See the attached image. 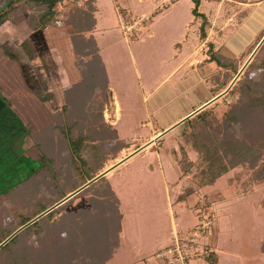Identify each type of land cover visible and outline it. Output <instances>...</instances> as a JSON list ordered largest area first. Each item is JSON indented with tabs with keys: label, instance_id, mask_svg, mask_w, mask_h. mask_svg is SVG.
Wrapping results in <instances>:
<instances>
[{
	"label": "rangeland",
	"instance_id": "374dc122",
	"mask_svg": "<svg viewBox=\"0 0 264 264\" xmlns=\"http://www.w3.org/2000/svg\"><path fill=\"white\" fill-rule=\"evenodd\" d=\"M110 2L111 4L108 3V6L104 7L109 14L107 17L110 27L106 28L104 33L97 34L98 42L104 49L103 58L108 73L106 86H109L112 92L109 100L104 101L102 114L103 118L115 127L118 137L126 142L125 146L120 150V144L117 142L111 146H102L101 139L93 137L90 144L96 146L95 157L83 162L77 171L72 172L74 164L70 162L71 155L69 153L68 156L63 150L67 141L54 131L55 133L49 136L48 144L54 146L53 154L57 152V146H60L62 160L59 158L56 163L60 171L53 172V176L56 174V177L51 179L52 183L49 186L33 185L32 193L37 191L36 194L25 193L23 188L16 187V195L15 189L13 191L10 187L23 175H27L30 166H25L22 171L10 169L7 174L1 171V174L6 176L0 175V192L11 189L3 195L9 194L11 197L2 202L5 205L2 209V217L7 220H19L35 213L40 203L46 202L47 197H50L48 202L64 194L59 199L63 198L77 187L67 192L69 189L86 179L101 165H104V169L153 139L149 145L105 175L110 183V189L120 201L118 208L123 214L122 229L118 232L120 244L105 264H134L135 260H137L135 264H161L155 257L157 245H166L168 241L170 243L175 231L181 233L193 230L194 225L199 221V216L201 217V209L213 219L212 232L196 234L192 236V240H187L188 250L190 253L195 252L193 255L190 254L191 264H212L207 254L210 251L215 252L213 250L215 241L218 246H222L220 260L217 256V264H264V251L260 250V241L264 237V180L253 179L252 168L237 164L216 180L199 185L200 181L198 178H191V173H183L179 177L181 171L176 161L177 157L183 155L180 144L184 146L190 159L196 158L197 155L190 143L185 141L182 122L154 139L160 129L178 121L213 97L214 88L219 87L224 80L226 69L218 66L215 61L207 59L208 42H213L214 48L223 54L236 58L239 64L238 70L242 67L263 36L258 39L264 29V15L257 10V7L261 6L264 0L248 3L236 0H208L203 7L210 18L205 38L200 37L198 25L201 18L191 23L195 15L191 13L189 5L194 3L193 0H178L184 5L181 16H175L171 7L161 5V8L153 13V21L150 22L152 20L150 16L148 21L142 22L145 28L139 24L135 35L128 39V42L124 40L113 3ZM72 7L65 0L61 1L58 5V19L50 26L65 29L66 25L63 21ZM141 7L143 6L139 9L145 8V6ZM122 9L133 17L140 15L126 8ZM145 9L148 11L151 7ZM243 10H246L247 14L239 19V14ZM148 25L152 29L151 35L146 34L150 30ZM84 34L91 36L87 31H84ZM184 40H189V44H185ZM24 45L22 46L27 58L32 59L34 57L32 40L27 38ZM74 57L75 63L77 62L74 69L76 67L80 73V69L83 68L82 61L91 56L75 53ZM249 62L242 68L230 88L243 76ZM260 70V67L251 68L250 75L257 77ZM28 82L31 84L30 81ZM68 88L64 89V94L61 90L57 91L53 102L50 101V97L48 106L53 109L63 107L62 112L64 106H67L65 113L68 112V120L64 122L70 123L72 120L75 122L77 119V125H67L70 128L72 126L73 130L78 125L87 129L88 125L82 122L78 115L82 111V105L86 109H97L103 89L95 88V92L73 97L76 101L70 103L66 96ZM229 90L208 104L212 105V111L217 117H222L229 103L237 98L238 92ZM98 91L101 92L100 95L89 96ZM114 98L118 102L117 110ZM41 104L43 105L44 102L41 101ZM59 114L60 112L54 114L55 122H58ZM63 115L66 118V114ZM2 121L5 123L4 120H0V123ZM86 133L93 135L92 129H88ZM31 140L26 139V148L31 144ZM90 147L88 144L85 155L91 152ZM25 153H29L27 149ZM115 154L117 156L111 158ZM17 156L19 155H16V158ZM16 160L14 159L10 166L16 167L17 163H20ZM103 182L100 181L96 185L104 186ZM96 185L88 187L73 198L71 196L69 200L66 199L68 201L63 205L64 209L68 211L88 206L90 203L88 195H91ZM104 189H108V186H104ZM42 192L46 197L44 199ZM114 221H112L113 225ZM66 232L65 229L61 233L66 234ZM113 234H115L114 230H112ZM31 236L30 242L36 246V236ZM114 238L112 236V240Z\"/></svg>",
	"mask_w": 264,
	"mask_h": 264
},
{
	"label": "trees",
	"instance_id": "16d2710c",
	"mask_svg": "<svg viewBox=\"0 0 264 264\" xmlns=\"http://www.w3.org/2000/svg\"><path fill=\"white\" fill-rule=\"evenodd\" d=\"M61 1L63 0H12L0 12V25L6 19L12 20L14 23L25 20L32 28L45 29L58 19V5ZM193 1L194 5L191 11L195 16L201 18L199 32L200 37L205 38L210 20L204 12L198 10L200 0ZM3 2L4 0H0V5ZM85 3L86 7L74 5L63 22L66 25L65 30L71 35L74 55L80 53L91 56L82 61L83 68H79V79L74 81L66 92L67 101L75 103L76 99L73 97L84 96L85 93H91V91L95 92V88L103 89L102 99H99L100 105L97 106V109H86L82 105V111L78 117L88 125L87 129L78 125L73 130L72 126L78 124L77 119L75 122L74 120L70 123L64 122L68 120V112L65 113L67 106H64V112L61 111L63 107L53 109L51 106L41 103L37 107L40 100L14 66L15 59L8 54L3 46H0V85L2 88L12 95L10 99L15 106H17L18 94L27 90L33 95L28 98L29 101L26 102L25 109L21 114L25 120L24 128L28 138L35 140V142L31 140V144L26 148L29 152L26 155L37 160L38 164L29 174L11 185L10 188L13 191L15 189V195L16 187L23 188L25 193L36 194L37 191L32 193L33 185L43 186L46 184L49 186L52 183L51 179L56 177V174L53 176V172L60 171L56 164L59 158L62 160L60 146H57V152L53 154L54 146L48 144L49 136L53 135L54 131L67 141L66 148L63 150L68 156L71 155L70 162L74 164L72 172L77 171L83 162L95 157L96 146L90 144L93 137L100 138L102 146H111L116 142L120 144L119 150L125 146L126 142L118 137L115 127L103 118L104 101L109 100L111 92L106 86L107 75L94 38L92 35L85 36L81 33V31L91 29L95 23L92 14L94 0H85ZM246 14V10L240 12L239 19H242ZM78 32L81 34H75ZM263 33L264 29L260 32L258 39ZM257 50L243 76L230 88V90L237 91L238 95L236 100L229 103L222 117L215 116L212 105H208L181 123L184 125L185 141L190 143L197 155L196 158L190 159L184 146L180 144L183 155L177 157L176 161L181 171L179 177L183 173H191V178H198L199 185H204L216 180L229 168L243 164L252 168L253 179L264 180V41ZM208 53V61H215L218 66L226 69L224 80L219 84V87L214 88V95L227 85L233 74L237 72L239 64L236 58L227 56L214 48V43L211 41L208 42ZM77 65L79 67V64ZM255 67H260V74L257 77H252L250 70ZM96 94L100 95L101 92L98 91V93L89 96ZM57 110H60V114L58 122H55L53 117L56 112L59 113ZM63 113L66 114V118ZM67 124L72 125L71 128ZM88 129H92L93 135L90 136L86 133ZM88 144L91 146V152L85 155ZM117 154L112 155L111 158H115ZM103 167L104 165L98 167L86 179L77 185L74 184L75 186L67 192L95 176ZM100 181H104L103 185L108 186V189H104V186H97L96 184ZM93 185L96 187L93 188L91 195H88L90 200L88 206L68 211L64 209L63 205L69 199ZM10 188L0 192V242L17 227L64 195L52 198L53 200L49 202L47 200L50 197H47V203H40L37 211L31 215L19 220H7L2 217V209L5 207L2 202L4 203L11 197L9 194L3 196L11 190ZM20 193L23 194L22 191ZM43 194L44 192H42V199L46 198ZM71 198L28 224L4 243L0 247L2 254L0 264H105L119 243L118 232L122 218V213L118 208L119 199L110 189V183L105 175L90 183ZM65 229L67 230L66 234H62L61 232ZM112 230L115 231L113 235ZM31 235L36 236V246L30 242ZM112 236L115 237L114 240H112ZM260 250L264 251V237L260 241ZM207 256L212 264H217L215 252L210 251Z\"/></svg>",
	"mask_w": 264,
	"mask_h": 264
},
{
	"label": "crops",
	"instance_id": "0c3cea01",
	"mask_svg": "<svg viewBox=\"0 0 264 264\" xmlns=\"http://www.w3.org/2000/svg\"><path fill=\"white\" fill-rule=\"evenodd\" d=\"M110 1L113 3L114 13H116L115 15H117L115 8L117 4L136 14L153 11L151 16L152 20L150 22L153 21V13L156 12L157 9H160L161 5L171 7L175 16H181L183 14L182 8L184 6L181 2H178V0H94V10L92 14L95 19V23L91 29L84 31L90 33V35L94 38L107 77L108 73L106 70V63L103 58L104 49H102L98 42L97 34L98 32L104 33L106 28L110 27L107 17L109 14L104 8L105 6H108V3L111 4ZM207 1L208 0H200L198 6V10L204 12L206 15L208 12H205L203 7H205ZM236 1L248 3L251 0ZM65 2L71 5V7L72 5L86 7L85 0H65ZM193 5L194 3L190 4L189 8L192 9ZM140 6H145V8L151 7V9L148 11L143 7H141L143 9H139ZM197 18L200 17L193 16L191 23H195ZM208 19L210 20L209 17ZM149 29V32L146 33L147 35L152 34L151 27H149ZM84 31H81V33L86 36L87 34H84ZM62 34H64V36ZM27 38L32 40V48L34 49V57L32 59L27 58V54L24 52L25 49L22 46ZM184 41L185 44H189V40ZM0 46H3L8 54L15 59L16 64H14V66L21 73L28 87L32 90V92H34L39 100L44 102L45 105H48L50 101L53 102V100L56 99L57 91L61 90L64 94V89L66 90L74 81H76L78 79V75L80 74L76 70V67L74 69L76 63L74 61L75 55L71 35L68 31L58 26H49L45 29L32 28L25 20H22L19 23H14L12 20L6 19L0 25ZM28 81H30L31 84H29ZM108 88L111 91L109 86ZM11 96L12 95L6 92L0 85V120L5 121V123H3V121L0 123V175L2 176H6L7 171L10 169H21L22 171L25 169V166L28 165L30 166L28 173H30L38 164L37 160L28 157L25 153L27 146L26 139H28V135L24 128L25 120L21 114V112L25 109L26 102L29 101L28 98L33 97V95L27 90L18 94L19 97L16 102L17 106H15L10 99ZM115 102L118 103L114 98V103ZM40 103V101L37 103V107H39ZM5 117L7 119H5ZM169 126L170 125H168V127ZM165 128L167 127H164L163 129ZM163 129H160L158 133ZM16 155L19 156L16 158ZM14 159H17L16 162L20 161V163H17L16 167L10 166V163L14 161ZM150 168H152L151 165ZM1 171L6 174H1ZM24 176L25 175L22 177ZM121 221L119 232H121L122 229ZM168 243L169 241L165 244L167 245ZM119 244L120 241L116 247H118ZM163 246L165 245H157L156 250ZM213 250L220 260L219 256L222 246H218L215 241ZM115 251L116 250L114 249L113 254ZM141 258L143 260L144 257ZM136 261L137 260L133 263L135 264ZM144 261H146L145 258Z\"/></svg>",
	"mask_w": 264,
	"mask_h": 264
},
{
	"label": "built area",
	"instance_id": "2783aa9c",
	"mask_svg": "<svg viewBox=\"0 0 264 264\" xmlns=\"http://www.w3.org/2000/svg\"><path fill=\"white\" fill-rule=\"evenodd\" d=\"M115 8L118 16L119 28L124 39L127 41L135 35L136 29L139 28V24L150 19L153 12L141 13L139 16L133 17L128 11L123 10L119 4H117ZM141 27L145 28L144 24H142ZM201 212V217L199 216V221L197 225H194L193 230L181 233L175 231L172 241L155 252V257L161 264H191L190 254L193 255L195 252L193 251L190 253L187 240H192V236L196 234H209L212 232V217L202 209Z\"/></svg>",
	"mask_w": 264,
	"mask_h": 264
},
{
	"label": "water",
	"instance_id": "95a60500",
	"mask_svg": "<svg viewBox=\"0 0 264 264\" xmlns=\"http://www.w3.org/2000/svg\"><path fill=\"white\" fill-rule=\"evenodd\" d=\"M11 1L12 0H4V2L0 5V12L3 11L9 5V3ZM263 8H264V3H262L261 6L257 7V10L258 11H261L263 13V15H264V12H263L264 9ZM253 13L255 14V12H253ZM263 41H264V34H263L262 38L259 40V42L257 43V45L255 46V48L250 53V55L247 58V60L245 61V63L238 70V72L236 73V75L233 77V79L230 81V83L225 87V89H223L218 94H215L213 97L209 98L207 101H205L204 103H202L201 105H199L197 108H195L191 112L187 113L185 116H183L182 118H180L178 121L174 122L169 127L165 128L161 132L157 133L156 136L154 137V139L157 138V137H160L161 135H163L164 133H166L167 131H169L170 129H172L173 127H175L176 125H178L179 123L183 122L185 119H187L188 117L192 116L193 114H195L196 112H198L199 110H201L202 108H204L206 105H208L209 103H211L212 101L216 100L218 97H220L221 95H223L224 93H226L230 89L231 85L238 78L240 72L242 71V68H244L247 65V63L252 58V56L257 51V49L260 47V45L262 44ZM152 141H153V139L147 141L146 143H144L143 145L137 147L132 152H130L127 155L123 156L122 158H120L119 160H117L116 162H114L113 164H111L110 166L104 168L99 173H97L95 176H93L92 178H90L89 180H87L85 183H83L82 185H80L79 187H77L75 190L71 191L66 196H64L63 198L59 199L58 201H56L52 205L48 206L43 211H41L40 213H38L37 215H35L34 217H32L31 219H29L25 223H23L22 225H20L19 227H17L14 231H12L6 238H4L0 242V247L4 243H6L11 237H13L18 231H20L21 229H23L24 227H26L28 224L32 223L33 221H35L36 219H38L40 216H42L45 213L49 212L54 207L58 206L59 204H61L66 199L70 198L71 196H73L74 194H76L78 191H80L85 186L89 185L90 183H92L93 181H95L96 179H98L99 177H101L103 175H106L111 169H113L114 167H116L117 165H119L121 162H123L124 160H126L128 157L132 156L134 153L140 151L141 149H143L144 147H146L147 145H149Z\"/></svg>",
	"mask_w": 264,
	"mask_h": 264
},
{
	"label": "bare ground",
	"instance_id": "6f19581e",
	"mask_svg": "<svg viewBox=\"0 0 264 264\" xmlns=\"http://www.w3.org/2000/svg\"><path fill=\"white\" fill-rule=\"evenodd\" d=\"M115 108L116 110L118 109V103L115 102Z\"/></svg>",
	"mask_w": 264,
	"mask_h": 264
}]
</instances>
